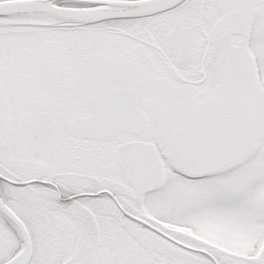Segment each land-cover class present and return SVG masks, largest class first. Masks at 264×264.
<instances>
[{
	"label": "snow or ice",
	"instance_id": "6c2138e0",
	"mask_svg": "<svg viewBox=\"0 0 264 264\" xmlns=\"http://www.w3.org/2000/svg\"><path fill=\"white\" fill-rule=\"evenodd\" d=\"M0 264H264V0H0Z\"/></svg>",
	"mask_w": 264,
	"mask_h": 264
}]
</instances>
